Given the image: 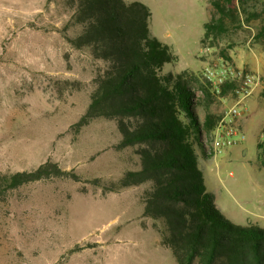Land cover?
Listing matches in <instances>:
<instances>
[{
    "label": "rangeland",
    "instance_id": "obj_1",
    "mask_svg": "<svg viewBox=\"0 0 264 264\" xmlns=\"http://www.w3.org/2000/svg\"><path fill=\"white\" fill-rule=\"evenodd\" d=\"M139 1L151 8L152 32L178 56L164 71L194 73L201 120L207 112L221 116L236 98L215 94L209 102L201 87L205 67L225 61L201 44L213 7L208 0ZM70 14L64 0H0V173L51 159L81 176L26 184L0 201V264H176L161 242L163 220L143 213L149 181L103 192L141 167L133 147H115L121 139L115 122L94 119L77 135L70 127L85 113L104 66L63 37ZM263 23L245 22L222 43L231 46L228 63L256 73L260 82L240 101L245 124L237 143L200 159L207 191L222 214L256 227H264V167L257 149L264 139V41L255 38ZM205 141L209 150L207 136ZM94 178L101 185L89 182Z\"/></svg>",
    "mask_w": 264,
    "mask_h": 264
},
{
    "label": "trees",
    "instance_id": "obj_2",
    "mask_svg": "<svg viewBox=\"0 0 264 264\" xmlns=\"http://www.w3.org/2000/svg\"><path fill=\"white\" fill-rule=\"evenodd\" d=\"M208 2L214 13L204 24L201 44L218 50L228 63L231 46H223V41L243 23L264 18V0ZM64 8L71 12L61 30L65 40L104 63L93 80L85 113L70 127L77 135L94 119L112 120L121 134L115 147L131 146L140 158L139 169L128 170L103 192L149 181L141 197L143 213L163 220L161 242L176 264H264V227L228 219L207 191L200 159L211 156L205 136L211 144L220 115L207 112L201 120L194 73L164 71L178 56L152 32L151 8L139 0H64ZM255 38L264 41V23ZM234 85L229 80L220 93L206 81L201 87L210 102ZM257 149L264 167V139ZM56 179L80 181L81 176L51 159L33 169L0 173V201L23 185ZM89 182L101 185L100 178Z\"/></svg>",
    "mask_w": 264,
    "mask_h": 264
},
{
    "label": "built area",
    "instance_id": "obj_3",
    "mask_svg": "<svg viewBox=\"0 0 264 264\" xmlns=\"http://www.w3.org/2000/svg\"><path fill=\"white\" fill-rule=\"evenodd\" d=\"M215 66L205 67L203 70L204 80L209 83L212 88L220 93L221 86L229 80H234L235 85L229 94L236 98L234 105L226 108L216 125L214 130V138L209 147V154L216 155L223 151L225 147H229L237 143V136L240 134V120L242 111L239 108L240 101L251 95L255 86L260 82V77L251 71H245L237 68L225 61L220 60ZM224 96V95H223Z\"/></svg>",
    "mask_w": 264,
    "mask_h": 264
},
{
    "label": "crops",
    "instance_id": "obj_4",
    "mask_svg": "<svg viewBox=\"0 0 264 264\" xmlns=\"http://www.w3.org/2000/svg\"><path fill=\"white\" fill-rule=\"evenodd\" d=\"M244 124H245V119L241 117L240 125L242 126V128L244 127Z\"/></svg>",
    "mask_w": 264,
    "mask_h": 264
}]
</instances>
